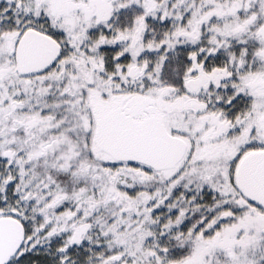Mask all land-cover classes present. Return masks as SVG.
<instances>
[{
	"label": "snow or ice",
	"instance_id": "6c2138e0",
	"mask_svg": "<svg viewBox=\"0 0 264 264\" xmlns=\"http://www.w3.org/2000/svg\"><path fill=\"white\" fill-rule=\"evenodd\" d=\"M0 264H264V0H0Z\"/></svg>",
	"mask_w": 264,
	"mask_h": 264
}]
</instances>
